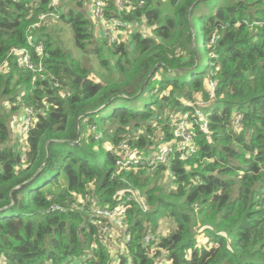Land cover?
I'll return each mask as SVG.
<instances>
[{"label": "trees", "instance_id": "16d2710c", "mask_svg": "<svg viewBox=\"0 0 264 264\" xmlns=\"http://www.w3.org/2000/svg\"><path fill=\"white\" fill-rule=\"evenodd\" d=\"M54 1L0 0V264H264V0H208L197 10L201 0H169L171 12L152 0H106V17L129 31L114 42L95 37L90 0ZM55 12L93 51L104 84L51 29L34 26ZM14 48L45 70L21 67ZM196 99L210 102L209 133L194 125V155L119 169L104 143L154 150ZM21 105L34 111L24 152L10 125ZM121 203L126 227L110 244L90 213ZM165 219L174 223L167 233ZM201 232L210 246L196 244Z\"/></svg>", "mask_w": 264, "mask_h": 264}, {"label": "built area", "instance_id": "2783aa9c", "mask_svg": "<svg viewBox=\"0 0 264 264\" xmlns=\"http://www.w3.org/2000/svg\"><path fill=\"white\" fill-rule=\"evenodd\" d=\"M115 1L118 7L123 8L128 0ZM54 3H58V0H55ZM87 5H91L90 13H92L95 21H98L104 28L108 29V40L110 42L119 40V35H121L124 30V23L118 18L110 19L111 21L106 19V0H90V3ZM52 14L59 18V15L56 12ZM30 39L31 38L29 37L28 40L30 41ZM36 51L42 56L44 53V45L39 43L36 46ZM11 53L18 57V63L21 67L38 72L45 70L41 61L39 63H35L31 59L27 48H14ZM55 84L56 86H59L58 82ZM209 85L211 88V97H214L215 83L210 81ZM195 104L196 105L192 104V116H183L175 121L172 129V138L166 139L164 136H161L162 139L160 138L161 140L154 150L145 151L144 149H139L130 145L127 140H123L117 144H111L106 147L116 156V164L119 169H131L138 167L153 168L159 164H170L176 157L184 160L194 155L198 149V144L196 143L194 137V125H198L204 133H209L208 113L202 109L204 101L202 99H196ZM24 110L26 111V117L23 131L27 134L33 123L34 111L33 108L29 106H24ZM242 126V115H237L235 117L234 127L239 129L242 128ZM92 130L95 132V127H92ZM26 134L24 138L26 137ZM96 137L99 138L100 134L96 133ZM134 194L140 206L144 210H147L148 205L145 198L141 195V192L137 190ZM53 208H59V206H55ZM124 211V203H121L113 208L108 206L95 207L91 210L90 219L95 222L96 218H101V220H98V223H100L101 229H103L105 241H108L110 244L116 241V238L119 239L120 234L126 227L124 221L120 217V214ZM102 219H107V221L101 223ZM151 238H153V235L148 233L145 240L149 241ZM119 240L121 242V239ZM114 262V264H118L116 259Z\"/></svg>", "mask_w": 264, "mask_h": 264}, {"label": "rangeland", "instance_id": "374dc122", "mask_svg": "<svg viewBox=\"0 0 264 264\" xmlns=\"http://www.w3.org/2000/svg\"><path fill=\"white\" fill-rule=\"evenodd\" d=\"M63 2V8H69L72 7V5L74 4V1L76 0H58ZM78 1V0H77ZM76 1V3H77ZM83 1L84 5H85V0H81ZM154 4L158 5L162 11L166 12L169 11L171 12L172 8L171 5L169 3V0H152ZM87 4H89V2H87ZM211 7L212 3L208 0H201V2L199 4H197L195 6V10L201 8V7ZM85 8L89 11L91 8V5H85ZM163 12V13H164ZM92 19L94 20V33H95V37L97 38L98 41H103L105 38V34H103L102 31H100L99 29H97V24H99L98 21H95V19L92 16V13H90ZM108 21H111L109 18H106ZM43 25H46V27H48L50 30V33L53 35V37L55 38V40L57 42H60V44L65 47V49H67L68 51L72 52V54L81 59L84 64L91 69V74H90V78H92L93 80L100 82L101 84H104L102 82V80H100L97 75H95V73H97L98 69L101 70L100 66H99V62L98 59L96 58V56L94 55L93 51H83L81 50L75 43V37L73 35L72 29L70 28V26H68L67 24H64L60 18L58 19L56 16H54L52 13L50 14H44L40 17L39 22L35 23L34 26L36 27H41ZM96 25V26H95ZM139 29H141V31L144 34H151V27L148 26L145 23H141V25H138ZM143 28V29H142ZM98 30V31H97ZM127 33H129V31L127 29H124L122 31L121 37H119V39H123L124 37H128L129 35H127ZM97 34V35H96ZM125 35V36H122ZM196 35L193 36L192 39V43L195 45L196 44ZM189 43V41H187V44ZM176 51L177 52H181V46L178 44L176 46ZM3 68H1L2 70ZM201 101V100H200ZM210 103V102H209ZM209 103L204 102V106L208 105ZM204 108V107H203ZM6 109H10L9 105L6 106ZM25 117H26V111L24 110V105L20 106L19 109L12 114V118L10 120V125L12 127V133H13V137L16 143H18L17 146L21 147L23 149V152L26 149L25 146V132L23 131L24 129V124H25ZM162 139V137H161ZM158 140V142H160V140ZM104 145L106 147L110 146L111 143L109 141H107L106 143H104ZM26 158V157H24ZM171 180L172 177L170 174H168V172L165 173L162 182L164 183L163 186L168 187L169 185H171ZM83 204L85 202V200H83ZM174 226V223L171 222L170 220H164L161 221V227H159V230L161 231H165V233H167L170 229H172ZM116 242H120L119 239H116ZM208 239L206 238V236L201 232L197 235V245L198 246H202V245H208L210 246L211 244H208ZM115 245V243H114ZM123 248V247H122ZM121 248V250H122ZM168 260H166L165 258H162L161 261H157L156 264H167ZM73 264H78L77 262L73 263Z\"/></svg>", "mask_w": 264, "mask_h": 264}, {"label": "crops", "instance_id": "0c3cea01", "mask_svg": "<svg viewBox=\"0 0 264 264\" xmlns=\"http://www.w3.org/2000/svg\"><path fill=\"white\" fill-rule=\"evenodd\" d=\"M77 1V0H76ZM76 1H74V4L72 5V6H75L76 5ZM78 2V1H77ZM96 26V25H95ZM97 29H99L100 31H102L103 32V34H105V36H107L108 34H109V31H108V29H106V28H104L103 27V25H101L100 23L99 24H97ZM98 31V30H97ZM114 255L116 254V253H114V252H112Z\"/></svg>", "mask_w": 264, "mask_h": 264}]
</instances>
